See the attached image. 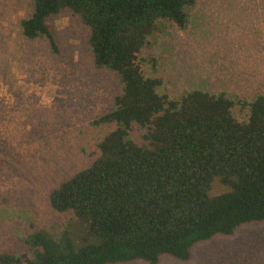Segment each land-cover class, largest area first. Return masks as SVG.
Returning <instances> with one entry per match:
<instances>
[{
  "label": "trees",
  "instance_id": "1",
  "mask_svg": "<svg viewBox=\"0 0 264 264\" xmlns=\"http://www.w3.org/2000/svg\"><path fill=\"white\" fill-rule=\"evenodd\" d=\"M197 2L31 0L22 35L46 39L57 53L48 20L71 11L90 29L95 67L115 72L122 91L91 122L114 125L97 159L50 194L53 210L71 213L82 235L37 229L1 252L0 264L188 261L197 243L264 221V94L245 101L194 89L170 99L157 91L161 79L141 69L151 38L169 24L184 29ZM133 125L146 130L143 143L131 138Z\"/></svg>",
  "mask_w": 264,
  "mask_h": 264
},
{
  "label": "rangeland",
  "instance_id": "2",
  "mask_svg": "<svg viewBox=\"0 0 264 264\" xmlns=\"http://www.w3.org/2000/svg\"><path fill=\"white\" fill-rule=\"evenodd\" d=\"M32 13L31 0H0V253L37 229L82 235L71 213L53 210L50 194L97 159L114 125L91 122L122 91L115 72L95 67L90 29L78 15L48 20L54 53L46 39L22 35L20 20ZM151 42L139 58L145 76L161 79L159 94L177 99L198 89L245 101L264 94V0H198L184 29L169 24ZM232 112L246 117L237 106ZM145 133L133 125L130 136L143 143ZM191 253L188 261L162 255L157 264H264V221L199 242Z\"/></svg>",
  "mask_w": 264,
  "mask_h": 264
}]
</instances>
